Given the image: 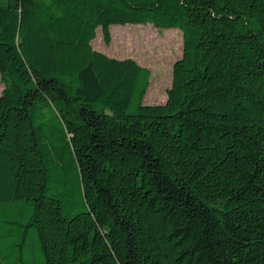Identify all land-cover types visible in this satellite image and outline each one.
<instances>
[{
    "label": "trees",
    "instance_id": "16d2710c",
    "mask_svg": "<svg viewBox=\"0 0 264 264\" xmlns=\"http://www.w3.org/2000/svg\"><path fill=\"white\" fill-rule=\"evenodd\" d=\"M178 28L163 104L95 50ZM0 264H264V0H0Z\"/></svg>",
    "mask_w": 264,
    "mask_h": 264
},
{
    "label": "rangeland",
    "instance_id": "374dc122",
    "mask_svg": "<svg viewBox=\"0 0 264 264\" xmlns=\"http://www.w3.org/2000/svg\"><path fill=\"white\" fill-rule=\"evenodd\" d=\"M183 32L178 28L162 29L147 25H112L111 42L104 40L102 28L92 41L95 50L108 56L132 58L149 71L145 104H163L172 85L173 65L183 53ZM0 79V95L3 90Z\"/></svg>",
    "mask_w": 264,
    "mask_h": 264
},
{
    "label": "water",
    "instance_id": "95a60500",
    "mask_svg": "<svg viewBox=\"0 0 264 264\" xmlns=\"http://www.w3.org/2000/svg\"><path fill=\"white\" fill-rule=\"evenodd\" d=\"M117 59H119V58H117Z\"/></svg>",
    "mask_w": 264,
    "mask_h": 264
}]
</instances>
